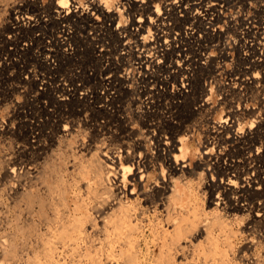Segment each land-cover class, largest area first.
I'll return each instance as SVG.
<instances>
[{
  "label": "bare ground",
  "instance_id": "obj_1",
  "mask_svg": "<svg viewBox=\"0 0 264 264\" xmlns=\"http://www.w3.org/2000/svg\"><path fill=\"white\" fill-rule=\"evenodd\" d=\"M11 24L50 28L37 56L42 66L58 60L50 49L70 41L100 43L98 54L114 49L118 61L109 58L114 71L97 78L109 86L102 95L87 76L77 83L82 75L61 69L65 77L56 76L65 82L53 89L76 111L52 108L48 121L28 124L25 144L15 138L9 159H0V264H264V0H0V29ZM87 24L106 28L121 47L109 48L107 30L81 39ZM229 48L237 62L224 70ZM36 71L8 79L40 83L33 92L42 95L49 88ZM221 72L228 80L216 88L221 110L196 148L188 122L211 112L203 81ZM134 92L144 99L142 114L128 108ZM8 123L2 129L12 133ZM92 131L98 138L90 142ZM247 230L257 239L241 249L242 262L236 245Z\"/></svg>",
  "mask_w": 264,
  "mask_h": 264
},
{
  "label": "rangeland",
  "instance_id": "obj_2",
  "mask_svg": "<svg viewBox=\"0 0 264 264\" xmlns=\"http://www.w3.org/2000/svg\"><path fill=\"white\" fill-rule=\"evenodd\" d=\"M14 25V26H13ZM87 26V27H86ZM86 26H84L82 29H81V32H80V38L81 39H83L84 38V40H85V38H86V35L88 36V37H92V36H94L93 34H92V32L94 31V30H100L101 29V31H103V32H105L107 29L106 28H103V30H102V28H100V27H97V29L96 28H94L95 26L93 25V28H92V26H90L89 24H87ZM39 26H36V28L35 27H31L30 26V28H26L25 26H22L21 27V29L18 27H16V25L15 24H11L10 25V27L8 28V29H6L5 31H3L2 30V28L0 29V56H1V59H0V99L1 98H3V97H5V96H8V99H5V100H3V99H1V101H0V119L2 118V120L0 121V126H1V129H0V159H3V158H7V159H9V157L7 156V155H11L12 154V147H14V146H16L17 144H22L23 145V143L25 144L26 142H23V140L24 139H22V136H26V132L28 133H31V130H30V128H29V123L30 124H39V123H41V122H46V121H48V117H50V115H52V113L53 112H61V110L62 109H66L67 107V109H69L70 111L69 112H74V111H76L75 109H74V105H72L71 103L69 104L68 103V105H66V106H63V105H61V101H60V90H58V93H56L57 92V90L56 89H53V88H55L56 87V84H58V83H61V82H65L64 80H61V81H59V79H58V75H59V77L61 76L62 78H64L65 76L63 75V69H66L65 67H67V69H68V66H69V69L71 70H69V73H70V75H74V76H76L77 74L78 75H82L81 76V78L78 76V78H77V83H82V82H86V81H88V83H90V84H87V86H88V88L91 90H97L98 91V93L100 94V95H102V94H104L103 92H104V90L106 91V90H108V88H109V86L107 87V85H106V87H107V89L106 88H102L101 87V83H99V80H102V78L103 77H105V76H107L108 74H111V72H109L108 73V70L110 69V67H111V69L110 70H113V68L114 67H116V63H112V62H114V61H112V60H116V61H118V58H117V54L116 53H114V49H113V53H112V55H111V57H110V55L109 56H100L99 54H100V52H98L99 51V48H101V45H100V43H94V46H92L88 41L87 42H81V43H79V44H77V43H75V42H73V41H70L71 42V46H68V48L66 49V47L67 46H65L64 48H60V47H56V49H59V51L58 50H56L57 51V53H55V48L54 49H50V50H53L54 51V54H55V57L57 56V58H53V60L54 59H58V60H54L53 61V64H51V63H49V64H46L47 66H45V65H41L39 62H41L42 63V61L40 60V58H37V56H38V54L40 53V48L39 47H41L42 46V40L45 42H48L49 40H50V37L48 36V33L46 32V31H48V30H50V28L49 27H47L46 26V29H45V27L44 26H41V27H39ZM24 28V29H23ZM38 28V29H37ZM41 28H43V29H41ZM49 28V29H48ZM89 28H92V29H89ZM26 29V30H25ZM33 30V31H30V30ZM35 29H36V31H35ZM9 30V31H8ZM21 30V31H20ZM44 30V31H43ZM84 30V31H83ZM89 30V31H88ZM16 33H15V32ZM28 31L30 32V33H28ZM19 32H20V34L21 35H19ZM44 33V36L46 37V40H45V37H43V33L42 34H40V33ZM83 32H85V33H83ZM89 32H90V35H89ZM100 32V31H99ZM99 32L98 31H96V35H98L99 34ZM107 33H108V30L106 31ZM15 33V34H14ZM15 36H14V35ZM25 34V35H24ZM38 34H40L39 36H38ZM85 34V35H84ZM10 35V36H9ZM12 35L14 36V37H12ZM26 35H29L28 37H23V36H26ZM35 35V36H34ZM84 35V36H83ZM37 36V38H38V40H37V38H35ZM108 36H110V37H108L105 41L106 42H109L110 44H109V48H114L115 46L114 45H116L117 44V46L119 45L120 47H121V42L120 43H118V41H120V40H117L118 38H116L115 36L113 37V35L111 36V34L109 35V33H108ZM29 37H30V39H29ZM113 39H112V38ZM10 38V39H9ZM14 38V39H13ZM17 38V39H16ZM18 38H22V39H18ZM41 38H43V39H41ZM110 38V39H109ZM115 38V39H114ZM9 39V40H8ZM24 39V40H23ZM90 39H93V38H90ZM11 40H13V41H11ZM14 40H15V42H14ZM17 40V41H16ZM28 40V41H27ZM34 40V42L32 43V41ZM114 40V41H113ZM133 40H135V39H133ZM20 41V42H19ZM90 41H94V39L93 40H90ZM37 42V43H36ZM112 42V43H111ZM23 43H28V44H30V47L29 48H25L24 47V44ZM35 43H36V45H35ZM39 43H41V44H39ZM49 43V42H48ZM86 43H88V44H86ZM16 46H15V45ZM18 44V45H17ZM32 44V45H31ZM97 44V45H96ZM112 44H113V47H110V46H112ZM39 45V46H38ZM73 45V46H72ZM82 45V46H81ZM96 45V46H95ZM233 45L234 44H231V46L233 47ZM13 46V47H12ZM35 46V47H34ZM87 46H89V47H87ZM98 46V47H97ZM103 46H106V45H103ZM6 47V48H5ZM16 47V48H15ZM17 47H18V49H17ZM77 47V48H76ZM3 48V49H2ZM5 48V49H4ZM23 48H25V49H23ZM37 48V49H36ZM45 48H47V46L45 47ZM70 48V49H69ZM72 48V49H71ZM75 48V49H74ZM92 48H93V50H92ZM95 48V49H94ZM97 48V49H96ZM108 48V47H107ZM63 49V50H62ZM76 49H78V50H76ZM3 50V51H2ZM14 50V51H13ZM16 50H17V52H16ZM19 50H20V52H19ZM34 50V51H33ZM61 50H62V52H61ZM71 50V51H70ZM74 52H73V51ZM91 50L93 51V52H95V53H91ZM95 50V51H94ZM98 50V51H97ZM229 50V57L228 58H226L225 60H224V62L222 61L221 62V64L223 63V66H224V70H227V69H229V68H232L235 64H236V62H237V56H235L236 55V51L235 50H233V48H229L228 49ZM2 51V52H1ZM10 51H13L14 53H12V54H9V52ZM31 51V52H30ZM38 53H37V52ZM52 51V52H53ZM86 51H88V53H86ZM119 51H121V50H119ZM118 51V52H119ZM8 52V53H7ZM27 52V53H26ZM73 52V53H72ZM85 52V53H84ZM2 53V54H1ZM18 53V54H17ZM22 53H24V54H22ZM32 53V54H31ZM34 53V54H33ZM37 53V54H36ZM60 53V54H59ZM61 53H64V54H61ZM79 53H80V55H79ZM84 53V54H83ZM91 55H90V54ZM99 53V54H98ZM232 53H234V54H232ZM36 54V55H35ZM87 56H86V55ZM8 55H10V57L8 56ZM20 55V56H19ZM23 55V56H22ZM31 55H33V56H31ZM59 55L60 56H64V55H68V58L67 57H65V62L67 61V62H69L70 61V58H71V62H69L68 64L66 63V65H65V62H61V63H63V65H60V58H59ZM70 55V56H69ZM76 55V56H75ZM78 55H79V57H78ZM99 55V56H98ZM114 55V56H113ZM233 55V56H232ZM22 56V57H21ZM25 56V58H23ZM90 56V57H89ZM4 57V58H3ZM12 57V58H11ZM15 57H16V59H15ZM36 57V58H35ZM70 57V58H69ZM83 57V58H82ZM85 57V58H84ZM92 57V58H91ZM97 59H96V58ZM99 57H101V58H99ZM115 57V59H113ZM3 58V59H2ZM19 58V59H18ZM33 58H35L34 60H33ZM75 58V59H74ZM95 58V59H94ZM112 59V60H110V59ZM11 61V63L13 64V68L12 67H10V70L6 67V62L8 61V62H10L9 60ZM12 59V60H11ZM22 59V60H21ZM37 59V60H36ZM73 59V60H72ZM78 59V60H77ZM81 59V60H80ZM83 59H86V60H83ZM94 59V60H93ZM99 59V60H98ZM107 61L108 59V63L105 61V60ZM19 60V61H18ZM33 60V61H32ZM79 60L81 61V62H79ZM93 60V61H92ZM96 60V61H95ZM235 60H236V62H235ZM20 61H24V62H20ZM27 61V62H26ZM32 63H30V62ZM34 61H36V62H34ZM85 61V62H84ZM100 61V62H99ZM226 61V62H225ZM34 62V63H33ZM48 62H50V60H48ZM73 62V63H72ZM74 62H76V63H74ZM79 62V63H78ZM17 63V64H16ZM25 63V64H24ZM72 63V64H71ZM86 63V64H85ZM100 63H102V64H104L105 66H101L100 65ZM231 63H232V65H231ZM234 63V64H233ZM24 64V65H23ZM30 64V65H29ZM55 64V65H54ZM71 64V65H70ZM85 64V65H84ZM90 66H88V65ZM92 64V65H91ZM226 64V65H225ZM2 65V66H1ZM19 65V66H18ZM33 65H35V66H33ZM48 65H49V67H48ZM52 65H53V67H52ZM73 65V66H72ZM20 66H22L21 68H20ZM37 66H38V68H37ZM42 66V67H41ZM45 66V67H44ZM55 66V67H54ZM71 66V67H70ZM77 66V67H76ZM85 66H86V68H88V70L87 69H85ZM100 66V67H99ZM107 66V67H106ZM17 67H19V68H17ZM25 67H27L26 68V70H24V71H22ZM29 67V68H28ZM52 67V68H51ZM58 67V68H57ZM73 67V68H72ZM78 67H80V68H78ZM102 67V68H101ZM7 68V69H6ZM32 68H33V70L34 71H36V69H37V71H38V78H40V77H42V78H44V80L45 81H47V84H48V88L49 89H47V90H45L44 92H43V94L42 95H38V96H36L35 95V92H33L35 89H36V93L39 91L40 92V83H37V84H34V85H32V84H29V86H27V87H24V86H20L21 85V83L17 80V81H13V80H9L8 79V76L10 75L11 76V74H15L16 76L17 75H20L21 74V72H22V76L24 77V76H26L27 74H26V72L27 71H29L30 69L32 70ZM51 68V69H50ZM90 68V69H89ZM99 68V69H98ZM103 68H105V69H103ZM6 71H5V70ZM13 69V71H11ZM16 69V70H15ZM46 69V70H45ZM48 69V70H47ZM50 69V70H49ZM54 69V70H53ZM58 69V70H57ZM62 69V70H61ZM83 73H81L79 70ZM85 71H84V70ZM96 69V70H95ZM98 69V70H97ZM2 70L4 71V72H2ZM9 70V71H8ZM14 70H15V72H14ZM41 70H42V72H41ZM44 70V71H43ZM56 70V71H55ZM59 70H60V73H59ZM93 70H95V71H93ZM101 70V71H100ZM105 72H104V71ZM36 71V72H37ZM114 71V70H113ZM118 71V76H119V74H121L122 73V71L121 70H116L115 72H117ZM10 72H11V74H10ZM19 72V73H18ZM43 72H44V74H43ZM48 74H47V73ZM97 72V73H96ZM106 72L108 73V74H106ZM121 72V73H120ZM6 73V74H5ZM18 73V74H17ZM23 73H25V75L23 74ZM52 74V77H51V74ZM75 73H77V74H75ZM85 73H88V75H90V74H92L91 75V78L89 79V76L88 75H85ZM93 73H94V75H93ZM99 73V74H98ZM40 74V75H39ZM42 74V75H41ZM98 74V75H97ZM103 74V75H102ZM2 75V76H1ZM45 75H47V77L45 76ZM49 75V76H48ZM57 75V76H56ZM101 77H100V76ZM105 75V76H104ZM219 75H220V77H219ZM84 76H87L86 78L88 79H86V78H84ZM97 76V77H96ZM5 77H6V79L7 80H9L8 81V83L6 82L7 80L5 79ZM15 77V76H14ZM60 77V78H61ZM83 77V78H82ZM99 77V80H97V78ZM49 78V79H48ZM53 80L54 78H56V80L54 79L53 81L51 80V79ZM80 78V79H79ZM101 78V79H100ZM217 80L216 79H213V78H207L206 80H204L203 81V84L205 85V86H207L206 88L207 89H209L208 90V94H206L207 96H209V98L205 95L204 97H206V98H208L209 100H208V104H207V106H208V108H209V110L211 111L210 113H206V112H203V114L202 115H200V116H198V115H195L194 116V118H192V119H190L189 120V122H188V124L190 125L189 126V128L190 129H192V130H190L189 132H188V135H190V139H191V142H192V144L194 143L195 145H193V146H195L196 148H198L199 146V139L201 140V137L202 136H204V133L207 131V130H210L211 129V131H213V126L216 124L215 122H216V118L218 117L217 115L219 114V112H220V110H221V106L219 105V102H220V97L222 96L221 94H220V91H218L217 89H218V85H225L226 83H227V78H226V75H225V73L224 72H221L220 74H218L217 75ZM224 78V79H223ZM2 79V80H1ZM82 79V80H81ZM83 79H84V81H83ZM57 80H58V82H57ZM81 80V81H80ZM215 82H214V81ZM221 80V81H220ZM227 80V81H226ZM3 81H5V82H3ZM10 81H13L14 83L13 84H11V82ZM80 81V82H79ZM211 81V82H210ZM219 81V82H218ZM226 81V82H225ZM51 82H53V83H51ZM91 82H93L92 83V85H91ZM99 83V84H97V83ZM210 82V83H209ZM4 83V84H3ZM16 83V84H15ZM20 83V84H19ZM97 84V86L95 85V84ZM215 83V84H214ZM219 83V84H218ZM221 83H223V84H221ZM19 84V85H18ZM39 84V85H38ZM52 84V85H51ZM210 86H209V85ZM10 86V88L8 89V90H6L5 89V87L6 86ZM15 85V87H13ZM18 87H17V86ZM50 85V86H49ZM3 86V87H2ZM55 86V87H54ZM95 86V87H94ZM33 87H35V88H32ZM211 87H212V89H211ZM13 90H12V89ZM15 88V89H14ZM25 88V89H24ZM217 88V89H216ZM11 89V90H10ZM16 89H18L17 90V92L15 91ZM24 89V90H23ZM51 89H52V91H51ZM210 89H211V91H210ZM29 90V91H28ZM50 90V91H49ZM214 90H215V92H214ZM4 91H6V92H11L10 93V95H8L7 93H4ZM19 91V92H18ZM55 91V92H54ZM84 91V90H83ZM25 92H27V93H25ZM47 92V93H46ZM81 92H82V90H79L78 92H77V95L78 96H81ZM15 93V94H14ZM22 93V94H21ZM219 93V94H218ZM15 96H14V95ZM25 94V95H24ZM30 94V95H29ZM48 94V95H47ZM34 95V96H33ZM55 95V96H54ZM59 97H57V96ZM22 96V97H21ZM32 96H33V98H32ZM211 96V97H210ZM27 97V98H26ZM43 97V98H42ZM56 97V98H55ZM139 98V99H138ZM16 99V100H15ZM29 99H31V100H29ZM34 101H33V100ZM217 99V100H216ZM12 100V101H11ZM29 100V101H28ZM130 102H128L129 104H130V107H128V108H130V110H133V111H140V113L142 114L143 113V111H142V109L144 110L145 109V103H144V99L137 93V92H134V94H132L131 95V97H130V99H128ZM135 100H136V104L134 103L135 102ZM11 101V102H10ZM32 101V102H31ZM37 101V102H36ZM53 101V102H52ZM209 101H211V102H209ZM7 102V103H6ZM60 104H59V103ZM22 103V104H21ZM32 103V104H31ZM134 103V104H133ZM141 103H142V105H141ZM217 103V104H216ZM5 104H8L9 105V107H7V105H5ZM59 104V105H58ZM97 104H99V103H97ZM210 104V105H209ZM21 105V106H20ZM24 105V106H23ZM41 105H42V107H41ZM70 105H72V106H70ZM126 105V104H125ZM192 105H195L194 103L192 104ZM214 105V106H213ZM217 105V106H216ZM56 106V107H55ZM60 106H61V109H60ZM70 106V107H69ZM140 106V107H139ZM212 106V107H211ZM64 107V108H63ZM5 108V109H4ZM52 108H54V111L53 110H51ZM72 108V109H71ZM190 108H194V106H190ZM213 108V109H212ZM42 109H43V111H42ZM30 110V111H29ZM41 110V111H40ZM44 110H45V112H44ZM47 110V111H46ZM56 110V111H55ZM59 110V111H58ZM73 110V111H72ZM159 110H160V108H159ZM212 110H214V111H212ZM9 111V112H8ZM22 113H21V112ZM35 111V112H34ZM38 111V112H37ZM53 111V112H52ZM88 111V113H91V110H87ZM133 111H132V113H133ZM25 112V113H24ZM32 112V113H31ZM47 112V113H46ZM59 112V113H60ZM94 112V111H93ZM93 112H92V114H91V117L89 118V119H93L94 117H93ZM216 112V113H215ZM40 113V114H39ZM213 113V114H212ZM3 115V116H2ZM5 115V116H4ZM205 115V117H206V115H207V117L205 118V117H202V116H204ZM32 116V117H31ZM101 116V115H100ZM143 117H145V115H142ZM211 116V117H210ZM8 117V118H7ZM81 117H83V115H81ZM198 117L200 118V119H198ZM87 118V117H86ZM103 118H107V117H103ZM102 117H101V120H105V119H103ZM155 118H157V117H155ZM196 118H197V122H196ZM205 118V119H204ZM208 118V119H207ZM212 118H213V120H212ZM9 119V120H8ZM18 119V120H17ZM108 119V118H107ZM106 119V120H107ZM4 120V121H3ZM24 120V121H23ZM177 120V119H176ZM175 120V121H176ZM199 120V121H198ZM202 120V121H201ZM205 120H207V121H205ZM213 121V123H212V121ZM16 121V122H15ZM34 121V122H33ZM36 121V122H35ZM82 121H83V119H82ZM81 121V122H82ZM139 120H136V125H134L135 127H140L141 125H139V124H141L140 122H138ZM3 122V123H2ZM6 122L8 123H10V126H11V131H12V133L11 132H7L6 130L4 131V129H2V128H4V126H5V124H6ZM21 122V123H20ZM27 123V125L25 124L24 125V123ZM90 122H92V123H94V120L92 121H90ZM192 122H194L195 124H193ZM8 123V124H9ZM12 123H14V124H12ZM197 123V124H196ZM208 123H210V124H208ZM1 124H3V126L1 125ZM20 124V125H19ZM138 124V125H137ZM199 124H201L200 126H199ZM205 124V125H204ZM213 124V125H212ZM193 125V126H192ZM197 125V126H196ZM210 125H212V126H210ZM26 126V127H25ZM48 126V125H47ZM47 126H45V129H46V131L48 130V131H50L51 129H50V127H47ZM84 126H86V125H84L83 124V127L82 128H84ZM199 127V128H198ZM204 127V128H203ZM13 129V130H12ZM50 129V130H49ZM89 130V129H88ZM3 131V132H2ZM39 131V130H38ZM37 130H35V133H33V135L34 134H36L37 132H38ZM195 131V132H194ZM202 131V133H200ZM204 131V132H203ZM6 134H5V133ZM14 132H16L17 133V135L19 136V138H17L18 136L16 135V133H14ZM194 132V133H193ZM28 133V135H30ZM92 133H94L93 131H92ZM200 133V134H199ZM20 134V135H19ZM38 134V133H37ZM92 134H90V136H91ZM85 136V135H84ZM83 135L81 136L80 135V137H79V139H81V138H83L84 137ZM89 136V137H90ZM195 136V137H194ZM30 137V140H32L33 139V137H31V136H29ZM86 137V136H85ZM84 137V138H85ZM17 139V144H14V143H16V139ZM94 138V139H93ZM95 138H98V135L96 134V133H94V135L93 136H91L90 137V139H91V141L90 142H92V139L93 140H95ZM3 140V141H2ZM15 140V141H14ZM12 142V143H11ZM20 142V143H19ZM23 142V143H22ZM4 143H5V145H4ZM198 143V144H197ZM9 145H11V147L9 146ZM27 145V144H26ZM2 146V147H1ZM9 146V147H8ZM5 147V148H4ZM11 149V150H10ZM9 150V151H8ZM148 150L149 151H151L152 152V150H151V148L150 147H148ZM5 151H6V153L7 154H5ZM11 151V152H10ZM4 153V154H3ZM9 153H11V154H9ZM3 154V155H2ZM2 155V156H1ZM4 156V157H3ZM158 168V167H157ZM152 170V169H151ZM156 170H159V168L158 169H156ZM152 172H155V174H157V172L158 171H152ZM243 228L245 229V227L243 226L242 227V225H241V227H238V229H240V230H243ZM149 232V231H148ZM249 232V233H248ZM247 233H248V235H247ZM251 234V235H250ZM257 235H255L254 233H251L249 230H247L246 232H244L243 233V235H242V237L241 238H239L238 240L240 241H238L237 240V245H236V248L238 249H236V252H238V253H236L237 255L239 254V255H241L242 256V262H243V252H242V250L241 249H243V247L251 240V238L252 237H255L254 239L256 240L257 239V237H256ZM246 239H245V238ZM253 239V238H252ZM243 240H244V242H243ZM249 240V241H248ZM242 242V243H241ZM246 242V243H245ZM240 243V244H239ZM244 244V245H243ZM238 255V256H239Z\"/></svg>",
  "mask_w": 264,
  "mask_h": 264
}]
</instances>
